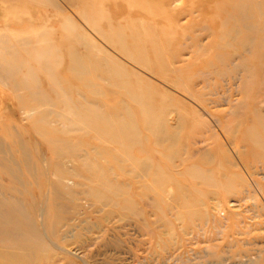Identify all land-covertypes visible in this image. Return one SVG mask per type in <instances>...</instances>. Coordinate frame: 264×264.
I'll return each mask as SVG.
<instances>
[{
  "label": "rangeland",
  "instance_id": "obj_1",
  "mask_svg": "<svg viewBox=\"0 0 264 264\" xmlns=\"http://www.w3.org/2000/svg\"><path fill=\"white\" fill-rule=\"evenodd\" d=\"M78 1L89 23L65 5L0 0L7 33L57 29L85 68L64 50L51 75L79 109L102 105L62 124L63 104L53 114L0 83V264H264V0L255 34L223 32L218 0L165 13L152 0ZM89 24L123 36L128 56Z\"/></svg>",
  "mask_w": 264,
  "mask_h": 264
},
{
  "label": "bare ground",
  "instance_id": "obj_2",
  "mask_svg": "<svg viewBox=\"0 0 264 264\" xmlns=\"http://www.w3.org/2000/svg\"><path fill=\"white\" fill-rule=\"evenodd\" d=\"M24 1H34L37 3H41V4L47 3L57 11H62L65 9V7H71L72 9L77 11V13L87 23H89V18L84 13L83 9L80 8V6L78 5V4H80L78 0H24ZM125 1H127V2L132 1L133 2V0H125ZM152 1H154V2L153 3L151 2V4L157 8H162L164 6L163 9H164V13H165V11H168V7H172L175 5L177 6V4L180 3L181 0H152ZM205 1H208V0H205ZM248 1H250V0H218V3L220 2L219 4L221 5V9H220V11H216L215 13L217 14L216 17H223L222 24H221V28H222L223 32H226L227 30H229V26L234 25L235 26V27L233 26L234 32L239 31L241 34H243V33H249V34L257 33V29H258V20L257 19L259 16V10H258L257 2H259V0H251L253 2V4L251 6H248L246 4ZM121 4H123V3H121ZM121 4L117 5L116 3H114V5H116L117 9L119 8V6H122ZM216 4L217 3H215V5ZM64 5H65V7H64ZM232 6H234V7H232ZM21 8L23 9V7H21ZM195 8L197 10L205 8L203 6L202 0H199L198 3L196 2ZM178 10H180V8H176V11H177L176 14L178 13ZM200 11L205 12L206 10L204 9V10H200ZM212 11H214V10H212ZM193 12H194V10H192L191 12H188V14H186V15L183 14L184 17H181V18H185L187 16L189 17V16H191V13H193ZM176 16L177 15H175V18H176ZM181 16H182V14H181ZM14 18H16V20H18V22L23 21L22 14L17 15V16L15 15ZM49 21H50V19H49ZM45 22H46V20L44 22H41L40 24L39 23L35 24V26L33 27V32H31L33 34H30L27 37H19L17 34H15L13 32L7 33L6 31H12V28H11L12 26H10V25L7 27L0 28V32H2V33H0V83L1 84L2 83L8 84V86L12 87L15 91H19V90H23V89L29 90V88H30L31 89L30 95H29L30 98H32V100H34L37 104H40L42 106H48L51 108L53 107V109H54V107L56 108L58 105L63 104L65 106L64 109H62L61 111L59 110L58 112H56V114H54L55 113L54 111L56 110V109H54L52 111V113L56 116V118L59 120V122H61L62 124H66V122H70L69 119H65V117H64L65 116L64 113L66 110L69 113L70 118L71 117L76 118V116H78L77 112L82 111V110L86 111L87 109L89 111H92L93 110L92 108L97 109L102 105L97 104V102H90V101L86 100L87 103L81 105V108L79 109V106L75 105V103L70 100L69 95L60 87L61 80H59L58 78H54V76H52V75H54V73L51 75L50 68H52L51 65L53 64V59H54L52 57V54L62 52L64 50H66L67 53L70 55V59H71L70 61H71L72 65H74V66L79 65L80 67H82L83 70H84L85 66H83L82 63L79 61V59L76 57L75 50H72L69 47H66V49H65L63 42L59 43V42L55 41L56 37H55L54 33H55V31H57L56 28H54L53 26H51L52 28H50L49 25L48 26L45 25L42 27V23H45ZM54 23H55V20H54V22L53 21L50 22V25L54 24ZM20 24H18L17 26H22V24L21 25ZM31 25H34V24H31ZM237 25H240V26H237ZM28 26H30V25H28ZM93 26H91V28L93 29V32H95L99 37H101L104 40L106 45L113 47L114 50H117L118 52H121L122 54L128 56L127 49L125 48V43H123V36H121V37L117 36V38H115V36H113V38L115 39L114 40L111 36H109V33L101 30L100 29L101 27H99V26L93 27ZM78 27L79 26L76 24L75 21H73V24H72L70 21L65 20V23L63 25H61L60 29L65 30V32H67L68 35H71L74 38H76L77 44H79V45L81 44L84 48L85 47L84 41H82V39H85L84 36L83 35L79 36L78 35L79 33L76 34L78 29H79ZM212 28H214V27H212ZM208 31H209L208 28H206L205 32H208ZM3 32H5V33H3ZM48 36L52 38L51 41L48 40ZM80 38H81V40H80ZM252 42H253V39H250L248 45H251ZM163 43L165 46V42H163ZM84 49H85V51L87 50L86 47ZM49 53L51 56H48ZM54 60H56V58ZM31 63H34L36 65H40V67L39 68H33L30 65ZM97 66L99 68L101 67L102 70H105V68L103 67L102 64L97 63ZM107 72H109V70H107ZM41 74H44L48 78L47 84L51 88L50 89L51 93H53V95L56 96V98L58 100L57 103H54L50 93H45L43 90H40V84L41 83L39 82L38 77ZM110 74H111V78L113 79V81L111 84L112 87H109L110 89H108V92H109V94L114 96V94L116 93V91H114V87L118 85L119 81H117L116 77L113 76L112 73H110ZM83 84H85L87 86L90 85V83L85 82V81H83ZM72 103H73V107H71ZM66 107L68 109H66ZM71 124L73 125V123H71ZM106 125H108V124H106ZM64 172L65 171H59V173L61 175L65 176ZM73 173H75V172H73ZM21 248H23L24 250H27L31 253V254H28V256H27L28 258L32 257L31 255H32V251L34 249L31 246L23 245ZM5 254H6V252H5Z\"/></svg>",
  "mask_w": 264,
  "mask_h": 264
}]
</instances>
